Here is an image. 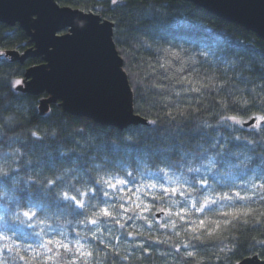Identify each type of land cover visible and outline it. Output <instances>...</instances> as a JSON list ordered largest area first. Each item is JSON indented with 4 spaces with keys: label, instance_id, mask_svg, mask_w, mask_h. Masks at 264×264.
<instances>
[{
    "label": "clouds",
    "instance_id": "obj_1",
    "mask_svg": "<svg viewBox=\"0 0 264 264\" xmlns=\"http://www.w3.org/2000/svg\"><path fill=\"white\" fill-rule=\"evenodd\" d=\"M96 3L120 22L123 57L107 49L102 112L32 91L0 43V264L264 253V39L213 24L201 0Z\"/></svg>",
    "mask_w": 264,
    "mask_h": 264
},
{
    "label": "water",
    "instance_id": "obj_2",
    "mask_svg": "<svg viewBox=\"0 0 264 264\" xmlns=\"http://www.w3.org/2000/svg\"><path fill=\"white\" fill-rule=\"evenodd\" d=\"M201 4L213 15L264 39L258 31L264 29V6L258 0H201ZM75 17L88 18L89 27L73 28ZM0 22L19 24L32 43L24 52L9 50L10 55L22 64L30 58L42 59L26 70L25 80L34 85L32 91L48 89L46 100L52 99L53 92L66 100L70 110L90 114L102 112L112 102L107 93L108 48L123 65L112 21L93 11L62 6L57 0H0ZM57 102L64 103L62 99ZM240 264H264V259L255 255Z\"/></svg>",
    "mask_w": 264,
    "mask_h": 264
},
{
    "label": "trees",
    "instance_id": "obj_3",
    "mask_svg": "<svg viewBox=\"0 0 264 264\" xmlns=\"http://www.w3.org/2000/svg\"><path fill=\"white\" fill-rule=\"evenodd\" d=\"M57 2L64 6H71L73 8H78L84 11H93L96 13H99L97 11V3L96 0H57ZM101 14V13H99ZM103 16V18L108 19L110 21H112L114 23V41L116 43L117 49L119 51V46H120V41L118 39L117 33L120 30V22L117 21L114 18H110L113 17L115 15V13H113L111 10L101 14ZM211 22L213 24H223L224 27L228 28V29H232V28H237L241 31L247 32L250 35H255L258 39H261L260 37H258L255 33L246 30L244 27L235 24V23H230L227 21H224L223 19L215 16L212 14V18H211ZM0 43H6L9 45V49L8 50H16L15 48L11 47V45L16 44L19 46V51L20 52H24L27 48L32 46V43L30 42V37L26 34V32L20 27L19 24H17L16 26H8L4 23L0 22ZM42 62L41 58H30L28 59L24 64H22L25 69L27 70L29 67L39 64ZM44 97L47 96V94H41ZM59 103V102H58ZM158 216L160 215L159 213L157 214ZM243 247V246H242ZM257 256H259L261 259H264V253H259V254H255ZM247 251L244 252V255L242 257H239V264L245 260L246 258L249 257H253L255 256Z\"/></svg>",
    "mask_w": 264,
    "mask_h": 264
},
{
    "label": "snow or ice",
    "instance_id": "obj_4",
    "mask_svg": "<svg viewBox=\"0 0 264 264\" xmlns=\"http://www.w3.org/2000/svg\"><path fill=\"white\" fill-rule=\"evenodd\" d=\"M103 212H104L105 215H110V213L108 212L107 209H104ZM201 224H203V221H201Z\"/></svg>",
    "mask_w": 264,
    "mask_h": 264
}]
</instances>
